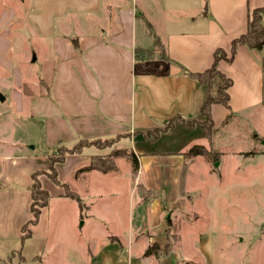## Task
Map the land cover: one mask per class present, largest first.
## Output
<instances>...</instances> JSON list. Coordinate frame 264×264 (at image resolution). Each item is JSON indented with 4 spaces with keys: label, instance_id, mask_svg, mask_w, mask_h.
<instances>
[{
    "label": "crops",
    "instance_id": "obj_1",
    "mask_svg": "<svg viewBox=\"0 0 264 264\" xmlns=\"http://www.w3.org/2000/svg\"><path fill=\"white\" fill-rule=\"evenodd\" d=\"M255 1L0 0V20L8 17L11 20L0 25V46L6 48L4 53H13L35 67L31 70L35 72L33 80L38 85L31 91L24 85L32 77L27 74L14 77L17 86L23 87L24 96L16 111L33 113L41 120L43 130V139L32 145L23 134L21 140L0 135V240L20 239L21 227L30 218L27 191L30 175L48 169L50 149L58 144L73 145L81 139L123 135L115 149L126 141L128 147L123 149L131 150L138 159L131 189L135 208L132 231H136L137 240H140L142 232L153 229L158 238L150 243L161 248L159 236L163 234L166 239L165 230L169 226L163 217L164 209L187 208L179 199L184 196L178 186L180 175L204 159L197 156L187 163L182 153L193 145L207 149L209 146L198 127L187 130L175 124L160 133L154 142L141 134L161 127L176 115L185 120L204 121L200 107L208 96V85L198 83L187 74L208 69L217 49L225 51L229 57L231 41L245 32L249 12L261 7L256 6L259 3ZM17 19L21 21L20 32L13 31ZM15 35L19 39L13 47L9 40ZM153 36L169 61L161 56L147 57L139 53L151 47ZM217 68L232 80L228 89L230 110L240 112L260 104L262 97H255L254 93L255 90L261 93L263 74L255 50L239 46L233 58L218 61ZM240 78H245L244 83L239 84ZM0 100L5 101L6 96L0 95ZM219 106H211L213 134L228 113H232L228 109L221 111ZM5 116L8 123L21 122L20 116ZM98 151L86 148L80 155H68L63 163L55 166L60 182L79 195L84 206L82 212L74 200L64 196L62 187L55 186L44 175L39 177L50 199L41 210L38 223L31 227L32 238L45 230L52 201L56 203L54 215L58 224L67 221L63 215L67 209L84 223L92 220L91 210L95 205L92 202L96 195L93 185L95 182L103 185L109 174L118 173L119 158L114 160L116 169L113 172L79 171L89 165L91 157L111 152L110 149L108 154ZM214 151L219 156L226 153ZM228 153L240 155L244 152L236 149ZM204 163L207 165L205 160ZM137 185L153 192L155 197L151 199L149 194L146 195L149 200L143 201ZM143 207L147 209L146 220ZM84 212L88 216H83ZM162 218L165 226L161 225ZM132 231L128 230L123 240L119 236H109L97 252L88 247L91 264L158 262L159 259L142 257L148 247L144 242L137 241V246L131 249ZM110 238L118 239L120 244L111 242Z\"/></svg>",
    "mask_w": 264,
    "mask_h": 264
},
{
    "label": "rangeland",
    "instance_id": "obj_2",
    "mask_svg": "<svg viewBox=\"0 0 264 264\" xmlns=\"http://www.w3.org/2000/svg\"><path fill=\"white\" fill-rule=\"evenodd\" d=\"M255 3L262 6L264 0H256ZM8 18L1 19L0 25L11 21ZM20 20L14 22V32L21 31ZM262 22L264 25V15ZM18 39L15 35L9 41L13 46ZM3 44L6 45L5 42ZM4 48L0 46V95L6 96L5 101L0 100V135L21 140L20 135L23 134L32 145L43 139L42 122L30 111L24 110L21 114L16 111L24 96L21 93L23 87L17 86L14 77L24 74L32 77L24 85L32 91L38 86L33 80L35 72L32 70L35 67H30L13 53H4ZM150 50H142L141 56L160 57L163 47L152 44ZM255 54L262 68L263 84L261 93L255 90L254 96L260 95L262 100L259 105L240 112L228 109L232 115L228 113L229 116L213 134L211 144L207 145L213 151L227 154L218 156L216 162L213 157H203L191 165L187 173L180 175L178 186L180 194L184 196L179 195V199L187 204V208L163 211V217L171 230L175 231L177 240L173 243L170 256L163 262V258L158 261L149 256L158 261L154 264H264V47ZM244 79L240 78L239 84L244 83ZM244 85L250 89L248 83ZM219 108L223 112L227 110L221 106ZM5 115L20 116L18 120L21 122L8 123ZM115 146L113 149L99 150L98 153L108 154V150H114ZM127 147L128 143L123 141L118 149ZM236 149L244 153H228ZM193 160L195 158L187 160V163ZM117 167L118 173L109 174L103 185L97 182L93 185L96 195L92 202V205L95 204L91 210L92 220L84 223L67 209L63 213L67 221L58 224V218L54 215L56 203L52 201L43 232L24 240H0V264H91L88 247L90 251L97 252L109 236H119L123 240L128 230H133L135 208L131 189L134 172L125 158L117 159ZM87 201L85 199V203ZM143 211L146 220L147 209L143 207ZM84 215L88 216L87 212ZM165 221L161 219L162 226L166 225ZM162 235L159 242L163 249L167 240ZM138 238L140 240H137L136 231H132V250L137 246V241L144 242L147 247L152 244L150 241L158 237L153 229H147Z\"/></svg>",
    "mask_w": 264,
    "mask_h": 264
},
{
    "label": "trees",
    "instance_id": "obj_3",
    "mask_svg": "<svg viewBox=\"0 0 264 264\" xmlns=\"http://www.w3.org/2000/svg\"><path fill=\"white\" fill-rule=\"evenodd\" d=\"M264 15V5L258 8L253 9L249 12L247 16L246 30L243 34L238 36L237 38L231 41L230 53L229 57L226 52L220 49H217L213 53V63L212 65L203 72L199 73H188L187 75L197 81L200 84H207L209 93L206 100L202 103L200 107V112L204 116V121H196V120H185L181 116L176 115L171 117L165 124L161 127L155 128L152 131H148L146 133H142L141 136L149 140L150 142H154L158 139L160 133L167 131L172 128L175 124L180 125L182 128L187 130H192L195 127L201 129L204 137L208 141L211 142L213 136V122L211 118V106L214 104L221 105L226 109H229V94L228 89L232 85V80L226 77L223 73H221L217 68V63L220 60L230 61L236 49L239 46H243L249 50L260 51L264 47V25L262 22V17ZM147 28L151 32V27L147 24ZM160 45L158 39L153 36V45ZM74 45L76 46V42L74 41ZM148 51V49L146 50ZM149 51L150 48H149ZM148 51V52H149ZM137 52V51H135ZM143 51L139 52L142 54ZM150 56V55H149ZM161 57L165 61H169L164 56V51L162 50ZM123 135L116 136L114 138L108 139H95V140H78L71 146H65L63 144H58L47 154V158L49 160V166L46 171H34L30 175V185L27 188L30 196V204H29V214L30 218L27 222L23 224L21 227V236L20 240H24L30 238L32 235L31 227L35 226L39 221V216L41 214V210L45 208L50 199L49 193L43 189L39 177L44 175L52 184L55 186L62 187L64 189V196L66 198L74 200L79 208V211L82 212L84 209L83 203L78 194L70 190V188L61 183L58 179L57 172L55 166L59 163H63L65 158L68 155H80L84 149L93 147L97 150H103L106 148L113 149L116 145L117 141ZM184 161L190 160L197 156H201L204 158L213 157V161H218L219 154L214 152L212 149H207L201 145H193L190 146L185 152L182 153ZM116 158H125L128 160L133 168V172L135 173L138 169V159L137 156L130 150L125 149H114L110 152V154L106 156H95L91 157L89 165L79 171H90L96 170L101 173H108L115 171V163L114 160ZM6 187V186H4ZM137 191L141 193V197L143 201L149 200L146 198V195H151V199L155 197L153 192L145 191L144 188L140 185H137ZM166 209H164L165 211ZM173 230H171L170 225L165 230L166 237V245L163 249H161L156 243L149 245L144 251V257L153 256L156 259L166 258L171 253V248L175 240H177L176 234L174 235ZM111 242H116L118 244L119 241L116 238H110Z\"/></svg>",
    "mask_w": 264,
    "mask_h": 264
},
{
    "label": "water",
    "instance_id": "obj_4",
    "mask_svg": "<svg viewBox=\"0 0 264 264\" xmlns=\"http://www.w3.org/2000/svg\"><path fill=\"white\" fill-rule=\"evenodd\" d=\"M264 143V142H263Z\"/></svg>",
    "mask_w": 264,
    "mask_h": 264
}]
</instances>
